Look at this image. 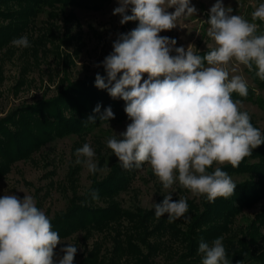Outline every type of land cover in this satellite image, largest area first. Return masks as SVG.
<instances>
[{"label":"clouds","instance_id":"clouds-1","mask_svg":"<svg viewBox=\"0 0 264 264\" xmlns=\"http://www.w3.org/2000/svg\"><path fill=\"white\" fill-rule=\"evenodd\" d=\"M118 4L113 15L122 17L120 24L138 21V26L113 42V51L102 61L107 79L98 73L95 86L106 89L113 99H123L131 122L119 137L107 140V147L125 170L148 165L165 190L178 184L209 203L231 197L236 188L231 176L221 167L209 169L214 164L236 168L264 144V134L241 110L242 101L233 99V93L247 98V81L242 75L230 76L228 68L235 61L264 81V31L257 23H264V3L255 6L250 21L216 0L205 21L215 47L203 56L193 45L175 47L172 55L176 40L160 35L196 14L191 0H118ZM11 43L30 47L26 35ZM94 112H100V105ZM114 118L111 107L100 117ZM88 122L95 123V117ZM76 156V163H83L92 174L107 170L98 167L88 143L76 149ZM91 195L99 199L97 192ZM154 208L157 218L167 214L172 223L185 217L189 206L186 197L173 201L169 193ZM61 243L33 196H0V264H74L77 247L72 244L61 248L63 255L56 259L54 250ZM198 252L202 264H229L223 237L211 244L202 240Z\"/></svg>","mask_w":264,"mask_h":264},{"label":"rangeland","instance_id":"rangeland-1","mask_svg":"<svg viewBox=\"0 0 264 264\" xmlns=\"http://www.w3.org/2000/svg\"><path fill=\"white\" fill-rule=\"evenodd\" d=\"M225 7L232 8L233 15H242L251 21V12L255 6L264 3V0H222ZM216 0H191L197 12L194 16L177 22V26L170 31H163L161 36L176 40L175 47L188 48L193 45V50L198 55H205L213 47L214 41L207 35L208 25L205 21L209 17L210 8ZM118 0H110L101 9H84L69 7L67 9L49 8L39 13L33 22L31 19L23 27V32L16 38L27 36L30 47L17 48L11 41L0 48V119L11 113L12 110L26 105L35 104L56 96L68 81L84 80L96 76L104 70L102 61L113 51V42L119 34H126L138 26V21H129L121 25L120 15H113V10L118 7ZM19 8L16 5L11 10ZM169 12L174 8H169ZM131 15L130 10L128 11ZM15 21V20H14ZM13 19L0 17V27L9 25ZM260 30L264 31V23ZM99 65V66H97ZM230 76L242 75L248 86L254 88L252 99L242 101V111H247L253 126L264 134V109L257 99L264 102V87L261 88L252 80L248 69L231 62L228 65ZM122 74V73H121ZM147 79V74L144 75ZM130 120L113 121L97 126L86 136L68 135L56 138L45 143L40 149L35 150L31 157L19 160L12 164L11 170L0 179V196L14 194L23 199L24 195H31L36 200L37 207L43 210L52 219L58 214H64L69 207V197L72 195L71 185L68 180L69 172L79 169L77 174V189L79 194L89 188L92 182L90 173L83 163L77 164L76 149L85 143L90 144L95 152V162L99 168L106 171L98 172V177H103L111 168V164L118 158L107 147V140L126 130ZM83 161V157H80ZM249 163L259 160L257 157H246ZM222 165V166H226ZM221 165L213 166L215 167ZM234 182L254 179L251 174H232ZM172 193V199L186 197L200 205L201 196H193L178 184L172 189L165 190L158 178L154 176L150 167L144 165L136 169L135 177L130 188L122 191L115 197L124 209H133L139 205L151 209L157 204L160 195ZM100 206H107L106 202H99ZM258 219V220H257ZM255 222L258 226V236L251 244L256 252L264 251V196L249 207L243 208L240 216L235 220V225L244 229ZM131 221L126 218L120 220L121 229L125 230ZM115 232L112 228L99 231L93 229L90 235L85 229H79L70 235L61 238V244L54 250L56 259L62 257L61 248L69 244L77 247L74 264H81L97 247L98 258L102 264H112L111 256L115 247ZM151 241L156 236L149 237ZM144 252L147 247L139 244ZM163 255L154 257L158 264L165 262ZM113 264H132L125 257L114 260Z\"/></svg>","mask_w":264,"mask_h":264},{"label":"trees","instance_id":"trees-1","mask_svg":"<svg viewBox=\"0 0 264 264\" xmlns=\"http://www.w3.org/2000/svg\"><path fill=\"white\" fill-rule=\"evenodd\" d=\"M109 1L0 0V17L14 22L0 27V48L20 35L27 21L31 19L33 22L44 9L79 7L97 10ZM13 5L19 8L11 10ZM248 73L257 86L264 87V81L256 77L254 71L248 70ZM99 74L107 79L105 70ZM253 95L254 88L248 86L247 98L233 93V99H252ZM257 100L264 109V102L260 98ZM125 104L121 98L113 99L106 89H98L94 76L68 81L56 96L12 110L0 119V179L11 170L14 162L30 158L35 150L49 141L71 134L86 136L103 123L129 120L124 111ZM97 105H100L99 113L94 112ZM108 107L115 118L102 121L100 117ZM90 116L95 117V123L88 122ZM250 157L259 160L253 163L243 160L236 168L230 164L219 167L229 175L248 173L254 179L235 182V193L227 199L217 198L214 203H209L201 196L200 205L187 200L186 216L172 223L168 222L167 214L157 218L154 207L145 209L135 205L133 209H124L115 198L130 188L136 168L125 170L116 160L103 177L99 178L98 172L92 175L91 185L83 194H79L76 188L79 169H73L68 175L72 190L69 207L64 214L50 219L52 228L59 233L60 239L79 229H85L90 235L93 229L112 228L115 232L112 264L122 257L131 260L132 264H158L154 257L159 254L165 256L163 264H202L199 243L203 240L211 244L218 237H223L229 264H264V251L256 252L254 247L251 248L258 236L257 224L253 221L246 229L235 225L243 208L264 196V144L253 149ZM92 192H97L99 199L93 200ZM163 198L164 195H160L157 204L162 203ZM99 202H106L107 206L102 207ZM122 218L131 221L125 230L121 229ZM151 236L157 239L151 241ZM139 244L147 247V252ZM89 256L81 264H102L105 259V256L102 260L98 258V247Z\"/></svg>","mask_w":264,"mask_h":264}]
</instances>
